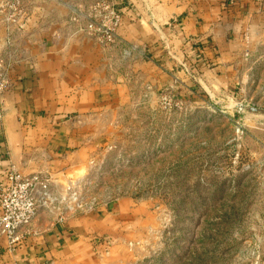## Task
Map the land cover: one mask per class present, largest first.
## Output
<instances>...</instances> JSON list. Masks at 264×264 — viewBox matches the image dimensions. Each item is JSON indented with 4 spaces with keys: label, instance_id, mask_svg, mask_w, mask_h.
<instances>
[{
    "label": "rangeland",
    "instance_id": "1",
    "mask_svg": "<svg viewBox=\"0 0 264 264\" xmlns=\"http://www.w3.org/2000/svg\"><path fill=\"white\" fill-rule=\"evenodd\" d=\"M81 12L71 27L110 49ZM242 49L191 85L136 79L129 101L80 124L91 151L43 173L54 211L94 228L73 264H264V117L244 109L264 110V10Z\"/></svg>",
    "mask_w": 264,
    "mask_h": 264
},
{
    "label": "crops",
    "instance_id": "2",
    "mask_svg": "<svg viewBox=\"0 0 264 264\" xmlns=\"http://www.w3.org/2000/svg\"><path fill=\"white\" fill-rule=\"evenodd\" d=\"M8 1L0 0V66L10 82L1 97L0 193L12 167L24 176L74 167L91 151L80 124L129 101L136 79L159 91L228 71L264 10V0H111L121 22L104 49L71 27L73 12L101 0H23L11 22ZM91 231L81 219L43 212L19 242L0 238V264H73L90 249Z\"/></svg>",
    "mask_w": 264,
    "mask_h": 264
},
{
    "label": "built area",
    "instance_id": "3",
    "mask_svg": "<svg viewBox=\"0 0 264 264\" xmlns=\"http://www.w3.org/2000/svg\"><path fill=\"white\" fill-rule=\"evenodd\" d=\"M22 0H9L3 9L9 11L7 22L21 11ZM94 19L103 23V28L89 23L85 30H96L103 34L107 42H114L115 33L121 22V16L111 0H101L92 7ZM103 29V30H102ZM129 56V50L124 52ZM10 82L7 70L0 66V129L3 122L1 97L9 89ZM8 185L0 193V238H6L11 243L20 241L18 235L26 230L43 212L57 210V197L52 190L51 179L43 173L24 176L12 167L7 173ZM62 223V220H60Z\"/></svg>",
    "mask_w": 264,
    "mask_h": 264
},
{
    "label": "water",
    "instance_id": "4",
    "mask_svg": "<svg viewBox=\"0 0 264 264\" xmlns=\"http://www.w3.org/2000/svg\"><path fill=\"white\" fill-rule=\"evenodd\" d=\"M245 111L254 117H264V110L253 107H245Z\"/></svg>",
    "mask_w": 264,
    "mask_h": 264
}]
</instances>
